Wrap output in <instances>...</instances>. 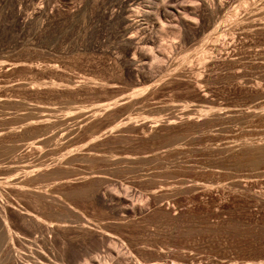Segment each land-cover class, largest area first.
<instances>
[{"label": "rangeland", "instance_id": "374dc122", "mask_svg": "<svg viewBox=\"0 0 264 264\" xmlns=\"http://www.w3.org/2000/svg\"><path fill=\"white\" fill-rule=\"evenodd\" d=\"M254 143L264 0H0V264H264Z\"/></svg>", "mask_w": 264, "mask_h": 264}, {"label": "bare ground", "instance_id": "6f19581e", "mask_svg": "<svg viewBox=\"0 0 264 264\" xmlns=\"http://www.w3.org/2000/svg\"><path fill=\"white\" fill-rule=\"evenodd\" d=\"M256 148L257 150L261 151V152H264V144H260L258 145V143H254V144H251L249 145L247 148H245L242 152H240V156L242 157H247V154L249 152H251L252 149L250 148ZM6 224V223H5ZM9 229V228H8Z\"/></svg>", "mask_w": 264, "mask_h": 264}]
</instances>
